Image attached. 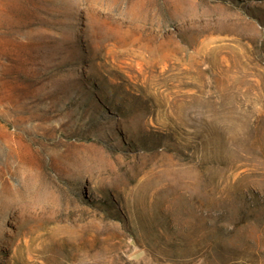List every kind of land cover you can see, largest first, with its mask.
<instances>
[{
  "label": "rangeland",
  "instance_id": "1",
  "mask_svg": "<svg viewBox=\"0 0 264 264\" xmlns=\"http://www.w3.org/2000/svg\"><path fill=\"white\" fill-rule=\"evenodd\" d=\"M0 264H264V0H0Z\"/></svg>",
  "mask_w": 264,
  "mask_h": 264
}]
</instances>
